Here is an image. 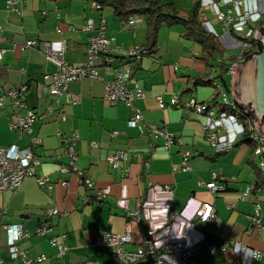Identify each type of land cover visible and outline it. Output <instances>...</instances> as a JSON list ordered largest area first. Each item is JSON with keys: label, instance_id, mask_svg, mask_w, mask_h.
I'll use <instances>...</instances> for the list:
<instances>
[{"label": "crops", "instance_id": "1", "mask_svg": "<svg viewBox=\"0 0 264 264\" xmlns=\"http://www.w3.org/2000/svg\"><path fill=\"white\" fill-rule=\"evenodd\" d=\"M20 13L11 10L8 0H0V46L5 48L0 64V89L2 91L19 84H27V106L39 116L34 124V134L41 143L34 147L40 163L37 176H48L52 188L39 186L35 177H26L20 187L0 193V259L3 264H22L20 259L9 257L8 234L4 224H22L31 233L19 241V246L30 255H45L40 264H119L109 247L99 245V236L105 233H124L130 212L139 210L141 220L132 224L133 241L126 245L136 250L145 240L149 229L155 231L158 247L167 243L182 242L196 245L190 260L196 264H257L253 250L264 251V232H252L250 216L256 203H260L264 215V186L243 197L248 187L255 184L256 164L260 158L253 154L247 143H238L245 127L236 116L219 112L213 98L221 88V78L212 84L192 89L190 80L214 79L220 73L219 60L237 58L243 50L241 32L229 31L206 5L213 0H200L199 20L212 33L217 42L211 66L202 58V46L184 37L185 28L176 24L163 26L159 31V52L144 55L133 71L145 97L129 106L125 102L112 105L105 96V83L96 78L85 77L68 84L72 94H78L77 102H67L61 96L57 105L48 91L47 76L53 75L56 63L48 60L44 44L48 42L58 51L66 41L65 59L70 63H84L87 59L89 37L93 31L83 29L87 20L96 23L101 16L107 19L106 37H115L113 48L120 59L126 61L130 48H143L147 42L146 18L132 27H122L114 16L113 8L104 5L98 9L95 0H16ZM176 2L181 14L186 15L195 0H165ZM226 5L219 7L226 10ZM244 7L253 14L251 31L259 30L264 20V0H244ZM250 32V31H249ZM38 44L25 48L28 39ZM215 65L216 70L212 69ZM217 74L215 75V73ZM106 79L110 74L99 67ZM230 90L233 77L225 73ZM158 97L167 104L159 106ZM177 97L181 107L171 105ZM195 98L211 103L223 127L218 131L220 143L233 142L229 151L218 152L208 141L205 124L207 114L197 113L187 103ZM50 107L52 110H50ZM138 109L143 118L135 125L129 124ZM10 107L0 108V146L28 145V137L18 139L10 128ZM63 115H62V114ZM46 116V118H44ZM64 116V117H63ZM150 123L165 127L175 136V142L166 147L165 139L147 133ZM76 136L74 146L77 157L72 159L63 146L64 138ZM92 141L98 146L93 147ZM117 150L126 154L122 167H113L108 155ZM189 152L188 166L184 169L183 153ZM139 154V155H138ZM149 159L147 176H141L142 165ZM69 166L68 172L60 170ZM221 170L216 180L217 191L206 184L213 180L212 173ZM93 182L87 198L81 173ZM63 182H67L63 185ZM102 192L104 197H98ZM96 197V198H95ZM212 202L221 220L222 233L230 240L226 250L221 249L222 238L206 233V225L196 212L203 202ZM56 207L64 212L47 216L46 211ZM176 210L175 217L170 212ZM52 226L48 235L36 233L41 223ZM65 234L68 251L63 258L57 257L58 249L49 238ZM218 247L215 254L209 245ZM262 262L258 264H263ZM164 264H181L179 255L167 257Z\"/></svg>", "mask_w": 264, "mask_h": 264}, {"label": "built area", "instance_id": "2", "mask_svg": "<svg viewBox=\"0 0 264 264\" xmlns=\"http://www.w3.org/2000/svg\"><path fill=\"white\" fill-rule=\"evenodd\" d=\"M200 1V0H199ZM16 0H8V6L11 10L20 13L15 8ZM226 10H220L219 7L226 5L224 0H213L206 5L210 9L214 18L222 22L229 31L241 32L240 42L243 44V50L239 53L235 61L229 62L227 73L233 77L235 63L243 62L247 55L258 51V41L256 40L255 33L257 30H252L250 24L253 14L250 10L244 7V0H230ZM96 8H102L100 4L95 2ZM144 21V16L134 15L131 16L127 27H132ZM264 20L262 21V26ZM261 26V27H262ZM86 31H93L94 33L89 37L87 48V59L84 63H70L65 59L66 41L63 42V47L58 51H53L50 44H44V51L48 60L56 63L57 69L53 75L47 76L48 91L53 95L57 105L60 104L61 96H66L67 102H77L81 99L78 94H72L68 90V84L72 81H77L85 77L100 79L105 83V96L104 98L112 105L118 102H125L129 106H133L134 102L140 98L145 97V92L139 85L137 78L133 75L132 62L119 60L116 58L113 42L115 37H106L107 19L101 16L99 22L96 23L93 18L87 20L83 27ZM2 28H0V32ZM250 31V32H249ZM38 44L37 39H28L24 45L25 48L33 47ZM5 48L0 46V64L3 59ZM143 48L134 46L128 51V57L131 59L139 60L144 54ZM220 61V60H219ZM99 67H102L111 78L106 79L104 75L99 73ZM216 70L215 65L213 66ZM190 87L194 89V79H191ZM28 91L27 84H19L2 91L0 89V108L10 107L11 120L10 128L17 133L18 139L28 137V145L21 147L18 144H11L9 146H0V193L5 190L16 189L20 187L26 177H35L39 186L47 189L52 188V182L48 176H37L36 166L40 163L37 155L34 152V147L41 143L39 136L34 134V124L39 118L38 114L27 106L26 95ZM220 98L227 104L234 105L232 94L227 93L224 89L220 90ZM159 106L165 108L167 104L158 97ZM171 105L181 107L177 97L171 100ZM188 108L194 109L197 113L207 114L210 121L205 124L207 131L208 141L216 148L218 152L229 151L234 147L233 142L220 143L218 131L223 127V124L218 121L216 112L211 108L207 102H199L192 98L187 104ZM50 110L52 108L50 107ZM62 114V113H61ZM63 115V114H62ZM64 117V116H63ZM46 118V116H44ZM143 118L142 113L138 109H134V115L129 120V124L135 125ZM251 132V137L255 140L256 146L254 154L260 158L259 166L264 172V136L261 135L257 129L255 121L249 117V122L245 127V131ZM244 131V133H245ZM147 133L155 137H162L165 139L166 147H169L175 142V136L169 132L165 127L150 123L147 128ZM243 133V134H244ZM76 136L63 139V146L65 147L68 155L72 159V164L77 157L74 141ZM91 145L97 147V141H92ZM139 155V154H138ZM188 157L189 152L183 153L182 163L184 169L188 170ZM126 154L122 150H117L107 157V161L113 167H122ZM149 159H146V164ZM60 170L63 172L69 171V166L61 165ZM221 170H215L213 180L206 184V187L211 191H217L218 186L216 180L221 177ZM67 182H63L66 185ZM84 184V183H83ZM85 184L93 188V182L86 178ZM256 189V182L248 187V190L243 197ZM98 197H104L102 192H98ZM177 211L170 212L171 218L175 217ZM64 215L63 211L53 207L46 211L47 216ZM197 218L203 222L206 233H213L222 238L221 249L226 250L230 245V240L222 233L221 220L216 214L214 204L212 202H203L196 212ZM127 227L124 233H105L98 238L99 245L109 247L112 250L113 258L119 264H135L139 261L146 260L148 255L153 257V264H164L167 257L172 254L179 255L181 264H196L191 261L196 245H186L182 242L167 243L162 247H158L155 242V231L152 229L147 230L144 242L136 249L129 250L126 245L133 241L132 239V224L141 220L139 210L132 211L128 215ZM3 229L8 234L9 243V257L12 259H20L22 264H40L47 260L45 255L32 256L26 249L19 246V241L23 238L29 237L30 232L26 231L22 224H4ZM250 229L252 232H264V215L260 203L254 206V212L250 216ZM52 230L47 222L41 223L36 229V233L40 235H48ZM65 234L58 236H51L50 242L57 247V257L63 258L68 251V246L64 243ZM149 248V250H148ZM218 247L214 244L209 245V252L215 254ZM264 259V251L255 249L253 250V260L255 263H260ZM0 264L3 260L0 259ZM83 264H94L93 261L87 260ZM234 264H239L234 263ZM264 264V263H263Z\"/></svg>", "mask_w": 264, "mask_h": 264}, {"label": "trees", "instance_id": "3", "mask_svg": "<svg viewBox=\"0 0 264 264\" xmlns=\"http://www.w3.org/2000/svg\"><path fill=\"white\" fill-rule=\"evenodd\" d=\"M96 3L100 4L101 7L104 5H110L113 8L114 16L120 21L122 27H127L128 21L131 16L142 15L146 18L147 24V42L143 46L145 51L144 55L152 56L159 52L158 50V39L159 31L163 26H173L180 24L185 28L184 37L199 43L202 46V51L205 55L202 58L206 61L207 65L211 66L210 59L213 54H215V49L217 48V42L215 36L208 32L202 23L199 20V11L201 8V2L195 0L191 10L186 14H181L176 2H170L165 0H95ZM258 47L260 49L259 43ZM249 55V54H248ZM247 55V56H248ZM119 60L120 57H117ZM127 61L132 62L133 71L138 67L140 60L131 59L126 57ZM229 61H219V71L220 73L214 79L204 80L203 78H193L194 79V88L199 85H211L214 83L215 79L221 78L224 87V90L230 94L231 90L224 78V74L227 73L229 62L236 60L235 57L228 58ZM223 89V88H222ZM220 90L216 93L213 98V103H216L219 106L220 113H226L229 115L236 116L243 122L244 127L247 126L249 122V117L245 111L237 106L236 104H227L220 98ZM198 101V100H197ZM205 102V101H199ZM211 105V103H209ZM247 143L253 148L256 146L255 140L251 137V132L246 130L243 134V137L238 142ZM147 166L146 159L142 165L141 176L143 179H146L147 176ZM256 174L258 180H256V188L264 186V172L261 170L259 164H256ZM81 177L84 183V186L87 191V198L89 200L93 199V196L89 195V191L92 190L91 187L85 184L86 175L84 172L81 173ZM96 198V197H95ZM98 198V196H97ZM128 216V215H127ZM129 219V217H128ZM153 264V262L151 263Z\"/></svg>", "mask_w": 264, "mask_h": 264}, {"label": "water", "instance_id": "4", "mask_svg": "<svg viewBox=\"0 0 264 264\" xmlns=\"http://www.w3.org/2000/svg\"><path fill=\"white\" fill-rule=\"evenodd\" d=\"M260 49L250 53L241 63H235L231 94L234 103L251 117L261 135L264 136V25L255 37ZM149 250V248H148ZM151 254L135 264H151Z\"/></svg>", "mask_w": 264, "mask_h": 264}, {"label": "rangeland", "instance_id": "5", "mask_svg": "<svg viewBox=\"0 0 264 264\" xmlns=\"http://www.w3.org/2000/svg\"><path fill=\"white\" fill-rule=\"evenodd\" d=\"M191 10V9H190ZM189 12V11H188ZM217 74V72L215 73V75ZM199 86H202V85H199ZM207 87H210L212 89H214L216 91V88H214V86L211 84V85H208ZM222 100V99H221Z\"/></svg>", "mask_w": 264, "mask_h": 264}]
</instances>
